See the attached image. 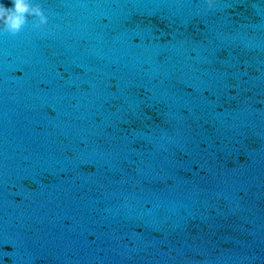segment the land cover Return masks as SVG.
Listing matches in <instances>:
<instances>
[{
	"label": "water",
	"instance_id": "water-1",
	"mask_svg": "<svg viewBox=\"0 0 264 264\" xmlns=\"http://www.w3.org/2000/svg\"><path fill=\"white\" fill-rule=\"evenodd\" d=\"M31 2L0 28V264H264V0Z\"/></svg>",
	"mask_w": 264,
	"mask_h": 264
},
{
	"label": "clouds",
	"instance_id": "clouds-1",
	"mask_svg": "<svg viewBox=\"0 0 264 264\" xmlns=\"http://www.w3.org/2000/svg\"><path fill=\"white\" fill-rule=\"evenodd\" d=\"M213 0H207L208 7H212ZM11 6L0 3V28L4 32L16 36L27 26L28 18L34 17L33 27L40 29L48 23L47 17L38 4L31 0H10Z\"/></svg>",
	"mask_w": 264,
	"mask_h": 264
}]
</instances>
